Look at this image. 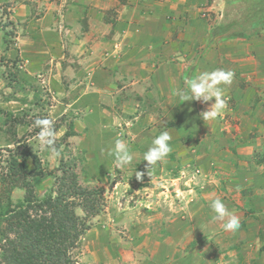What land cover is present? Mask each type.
<instances>
[{
	"label": "crops",
	"instance_id": "0c3cea01",
	"mask_svg": "<svg viewBox=\"0 0 264 264\" xmlns=\"http://www.w3.org/2000/svg\"><path fill=\"white\" fill-rule=\"evenodd\" d=\"M239 1L14 0L10 10L20 25L15 38L19 57L28 63L29 56L30 64L35 66L43 62L48 66L56 65L54 70L49 67L37 76L48 80L49 91L63 93L66 90L56 83L62 77L76 81L86 79L90 81L87 85L93 88L90 90L99 94L98 105L110 104L114 92V96L119 97L115 98L118 107H131L133 113L143 111L130 119L129 131L125 130L126 134H131L125 142L133 160L141 163L135 165L134 170L145 171L143 154L159 135H156L154 125L148 122L149 113H167L168 117L176 119L177 129L183 125L189 129L185 138L172 136V151L164 162H158L149 170V176L145 174L142 182H137L133 175L130 181L118 182L112 187L109 203L112 209H117L114 223L124 224L127 251L116 253V245H109L100 238L97 248L106 251L108 262L103 261L104 264H209L212 243L219 244L221 238L228 237L234 238L232 244H239L243 239L249 243L254 238L252 233L253 238L246 235L245 230L252 226L253 212L246 211L245 215L238 210L244 208L243 201L240 203V192L249 187L253 189L256 184L264 187V162L257 166L254 162L236 158H252L264 147V128L260 125L264 120V109L260 103L253 105L254 94L246 90L245 84L241 89L242 84L250 79L245 67L252 65V53L256 55L258 50L264 54V40L252 38L246 40L247 43L241 40V44L239 39L210 35L228 18L226 10L231 15ZM30 15L44 18L22 25ZM29 37L31 40L28 41ZM26 50L27 54L22 55ZM243 52L248 58L242 55ZM230 62L238 64L240 75L237 78L243 81L236 85L233 78L225 90L233 108L228 106L215 120L203 121L200 113L206 111L214 100L206 104L184 101L177 92L185 89L186 79L205 71L228 70ZM109 77L122 81L104 87L97 82L99 78ZM254 80L258 84L261 79ZM119 84L124 85L119 87ZM81 98L82 95L69 100L70 104L64 103L65 108L60 107L61 103L50 108L54 112L64 108L65 112L72 106L76 123L71 139L81 137L83 140L86 135L87 140L95 128L98 129L93 131L95 133L106 132L104 128L111 125L108 120H97L95 111L100 108L83 104ZM116 125L120 126L119 120L112 124ZM81 127L87 128L82 135L84 128L80 130ZM235 129L239 132L235 137L224 134ZM254 129L256 131L252 132ZM204 131V136H200ZM96 138L93 137L95 143L98 142ZM101 139V147L92 151L104 154L103 149L109 148L105 152L108 154L117 138ZM103 139L112 140L108 147L104 146ZM93 158L100 157L95 155ZM166 161L171 164L169 167ZM231 193H234L236 206H225L240 220L241 226L235 232L224 231V222L214 221L210 208L214 199L219 198L224 203ZM248 206L252 208V202ZM255 206L259 208V204ZM226 250H230L229 256L233 258L223 262L224 255L220 252L219 263L237 264L234 259L240 258L237 245L226 247ZM95 256L97 260L103 259L100 252Z\"/></svg>",
	"mask_w": 264,
	"mask_h": 264
},
{
	"label": "rangeland",
	"instance_id": "374dc122",
	"mask_svg": "<svg viewBox=\"0 0 264 264\" xmlns=\"http://www.w3.org/2000/svg\"><path fill=\"white\" fill-rule=\"evenodd\" d=\"M25 1L29 2V0ZM13 4L14 0H0V175L5 173L6 161L11 155H18L22 151H29L39 159L43 173L42 177L31 176L28 178L32 183L35 195L38 198H41L50 191H56L57 187L60 186L62 171L58 170V167L60 165L61 159L70 165V171L76 173L77 181L80 185L88 189H100L102 191L101 211L97 215L90 218L89 229L82 235L80 247L74 251L72 257L74 260L73 264H104L103 261L108 262L105 258L106 251L103 252L97 248V244L100 243V238H104L109 245H116L114 246L116 253L122 254L123 252L127 251L124 246V238L126 237L124 224L114 223V221H116L117 209L115 207L112 209V205L109 203L110 196L112 194V187L118 182L120 183L126 180L130 181V176L134 172L133 167H135V165L138 166L141 163L139 164V161L133 160L129 167L124 169H116L111 157L107 156L108 154H105L106 150H109V148L103 149L105 151L104 154H97L93 151H96L95 149L97 147H101V138H106L109 136L110 139L115 137L117 139H123L126 141L129 138L128 135L131 136V134L125 133V130L129 131L128 129L130 127V119L134 118V115L137 113L142 114L143 111L133 113L131 107H118V105H116L115 98L119 99V97L114 96V92L111 93L112 91H109V93L113 94L111 95L112 101L110 104L98 105L99 94H94V92L90 90L93 88L90 86V84L87 85L90 83V81H87L86 79L76 81L75 79L66 80L62 77L60 80L58 79L56 83L59 85V88L62 87L66 90L64 89L65 91L63 93L55 90L49 91L48 80H44L43 78L37 76L38 74H41L40 71L44 69L46 70L49 67L53 68L54 70L56 65L48 66L45 65L44 62V64L42 62H38L42 64H36L35 66L30 64L31 62L29 56L27 57V60L29 61L28 63L23 61L24 58L19 57L20 53L17 49V40L15 38L18 37L20 25L15 21L14 15L10 10ZM260 4L261 3H259L258 0H240L238 4L234 5L232 10L233 13H231V15L226 10V16H228V18L225 19V23L231 20L244 21L245 15L248 13L247 10L251 7H255L259 10L261 6ZM39 18L43 19L44 17L40 15H30L21 24L27 26ZM45 18L48 19V17ZM5 34L7 35L5 36L6 41L4 42L3 35ZM32 35L34 40H36L35 34L33 33ZM252 38H260L264 40V28H262L259 34H254L248 39ZM29 40H31L30 37L28 41ZM246 40L244 42H246ZM41 42L43 43V41ZM239 42L241 44L243 43L241 40H239ZM27 52V50L22 52V55L27 54ZM262 52L263 51L259 52L256 50V55L252 53L251 59H253V63L252 65H249V67L248 65L245 67L246 75L250 78L248 81L243 83L240 78H237L240 75V71H238L237 67L238 64L232 65L230 62L228 65V70H232L234 72V68L236 69L237 76L234 77L235 83H237L236 85L243 83L241 87L242 90L246 85V90L254 94L255 104L253 102V105L260 103L263 108L264 85L262 86L261 83H264V56L261 55L264 54ZM243 54L248 58L244 52L242 55ZM259 60H261L260 63ZM233 66L236 67L233 68ZM28 72H31V74H27ZM26 74L28 76H26ZM254 78H260L261 80L258 84H255L256 80H254ZM121 81L122 80H114L112 77L97 79V82L103 87L115 86ZM123 85L124 84H119V87H122ZM126 85L127 84L125 83V86ZM81 95V99H83L84 102L83 104L92 105L97 109L100 108V110L98 109L95 111L97 120H108L109 124L111 125L110 128H104L107 130L106 132L99 131L98 133H95L98 131V129L95 128L93 130L95 132L92 131L90 137L88 136L87 140H85L86 135H84L83 140H80L81 137L79 139H71V136H64L65 132L71 130V126L73 131V124L76 123V112L72 110V106L63 112L65 108L64 103L70 104L68 103L69 100L72 101ZM56 103H61L59 105L60 107H64L63 110L59 109L57 112H54V109L51 110L52 108L50 107L54 106ZM232 104L233 103L231 100H229L228 106L230 108H233ZM85 105L83 108L86 107ZM140 107L141 105L137 106V108ZM102 109L104 111H102ZM78 113L81 114L80 112ZM83 113L87 112L83 111ZM87 114L91 115L92 112ZM149 114L150 117L148 118V122L150 125L153 124V127L156 128V135L163 131H168L173 137L177 136L181 137V139L186 137V133L189 131V129L184 127V125L180 127V130L177 129L179 126L175 122L176 119L174 120V118H170L171 116L168 117L167 113ZM37 118H47L53 121L54 128L57 132L55 146L58 150H60L61 153L58 159L50 158V153L41 148L40 142L37 138L39 128L34 126V120ZM118 120L120 121V126H112V124ZM229 123H232V121L230 120ZM260 125L262 128H264L262 121L260 122ZM83 128L81 127L80 130ZM150 128L151 126L149 127V130ZM86 129L87 128H84V131H82L80 135H82ZM229 129L232 128L230 127ZM225 130L228 131L227 129ZM226 131L224 134L231 135L232 137H235V135L239 133L236 132V129L233 131L229 130L228 133H226ZM254 131H256V129H254L252 132ZM73 133L75 134L74 131ZM205 133L206 131H204L200 136L203 137ZM149 135L152 134L149 133ZM94 136L98 137L96 138L98 139L97 143H95L93 140ZM103 141L104 146L108 147L110 144L109 142L112 140L103 139ZM262 151L263 150H260L258 153H261ZM95 155H98L100 158L102 155V159L93 158ZM236 160H244L246 162H254V164H256L255 162L258 160V157H252L248 159L238 157ZM166 164L167 167L171 165L168 164V161H166ZM27 167L29 170H31L33 167L31 160L29 159L27 160ZM172 167L174 166L172 165ZM67 171L69 170L67 169ZM103 172L105 173L103 174ZM132 180L135 181L134 179ZM6 188V185H2L0 183V196L3 203H6L8 200H10L12 203H16L18 200L23 198V189H13L10 192V195L6 196L4 192V189ZM240 194L242 196L240 203L243 201L244 208H239L238 210H241L243 213L245 212V215L246 211L253 212V218L251 220L252 226L249 225V227L245 230L246 235L252 233L254 238L250 234L251 238L253 239L249 243H247V240L243 239L239 241V244H232L234 238L229 239V237L227 239L221 238V242H219V244L217 242L212 243L213 248H211L213 250L209 251L211 253V256H209L211 262L209 264H220V254H218L220 252H222L224 255L222 260L223 262H225V260L230 261L233 257L229 256L230 250H226V247H234L236 245L240 251V258L234 257V259L237 260V264H264V187L256 184L253 189L250 187L245 188L240 192ZM233 196L234 193H231V196L225 199L226 202H224V204L235 205ZM251 202L252 208H249L250 206L248 205ZM255 204H259V208L255 206ZM119 211L121 210H118V212ZM77 214L82 216V212L79 209L77 210ZM216 250H218L217 253ZM96 251L100 252V254H103L102 260H97L95 256V253H97ZM233 253L234 252L232 251L231 254Z\"/></svg>",
	"mask_w": 264,
	"mask_h": 264
},
{
	"label": "trees",
	"instance_id": "16d2710c",
	"mask_svg": "<svg viewBox=\"0 0 264 264\" xmlns=\"http://www.w3.org/2000/svg\"><path fill=\"white\" fill-rule=\"evenodd\" d=\"M258 1L259 10L251 7L244 21L224 22L212 30L211 36L245 41L259 34L264 28V0ZM73 135L71 126L64 136ZM262 150L253 155L258 157L257 166L264 162ZM28 159L33 166L31 170L27 167ZM69 166L60 160V186L38 198L28 178L43 176L39 159L29 151H22L6 161V171L0 175V183L7 186L6 196L13 189H23L24 195L16 203L10 200L3 203L0 196V264H73V253L89 229L90 218L101 211L102 191L80 185ZM78 209L82 216L77 214Z\"/></svg>",
	"mask_w": 264,
	"mask_h": 264
},
{
	"label": "clouds",
	"instance_id": "9594fccd",
	"mask_svg": "<svg viewBox=\"0 0 264 264\" xmlns=\"http://www.w3.org/2000/svg\"><path fill=\"white\" fill-rule=\"evenodd\" d=\"M233 78L234 72L232 70L215 69L201 72L193 78L186 79L185 89L178 90L177 94L184 101H198L206 104L214 100V103L206 111L200 113V117L203 121L215 120L228 107L225 90L232 84ZM34 126L39 128L37 138L41 148L50 153V158L58 159L61 153L55 146L57 132L53 121L47 118H37L34 120ZM171 140L172 136L168 131L161 132L153 139L152 145L143 154V161H146L145 171H136L135 168L133 172L137 182H142L145 174L149 176V170L154 168L158 162L166 160L172 151ZM108 155L113 157L116 169L129 167L133 161L129 146L123 139L115 140L114 147L108 152ZM210 208L214 213L213 220L224 222V231L235 232L240 228L239 218L228 210L222 200L219 198L214 199L210 204Z\"/></svg>",
	"mask_w": 264,
	"mask_h": 264
}]
</instances>
